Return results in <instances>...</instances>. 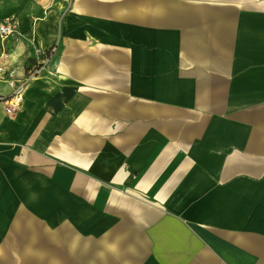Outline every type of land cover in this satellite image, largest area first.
I'll use <instances>...</instances> for the list:
<instances>
[{"label": "crops", "instance_id": "1", "mask_svg": "<svg viewBox=\"0 0 264 264\" xmlns=\"http://www.w3.org/2000/svg\"><path fill=\"white\" fill-rule=\"evenodd\" d=\"M4 16L0 67L32 78L17 112L0 101V264L63 257L32 227L64 217L264 264V0H0Z\"/></svg>", "mask_w": 264, "mask_h": 264}, {"label": "rangeland", "instance_id": "2", "mask_svg": "<svg viewBox=\"0 0 264 264\" xmlns=\"http://www.w3.org/2000/svg\"><path fill=\"white\" fill-rule=\"evenodd\" d=\"M142 225L135 219L124 218L107 230L94 233L78 230L65 217L57 218L51 225L33 226L32 232L48 239V250L65 251L61 252L64 256L24 260L26 264H218L214 257L184 256L198 251L174 249L172 253L177 256H165L169 252L159 249L158 241L153 242L152 226ZM16 229L23 233L25 228Z\"/></svg>", "mask_w": 264, "mask_h": 264}, {"label": "built area", "instance_id": "3", "mask_svg": "<svg viewBox=\"0 0 264 264\" xmlns=\"http://www.w3.org/2000/svg\"><path fill=\"white\" fill-rule=\"evenodd\" d=\"M16 29L17 25L14 17H0V41L13 35L16 32ZM3 56L4 52L0 49V59ZM2 70L3 69L0 67V80L13 87V93L7 97H0V101L4 104L6 114L12 115L21 108L26 88L31 81L32 76L30 75L17 79L14 76L13 70Z\"/></svg>", "mask_w": 264, "mask_h": 264}, {"label": "trees", "instance_id": "4", "mask_svg": "<svg viewBox=\"0 0 264 264\" xmlns=\"http://www.w3.org/2000/svg\"><path fill=\"white\" fill-rule=\"evenodd\" d=\"M50 52H51V51L46 52L45 55L42 56V58H47V57H49Z\"/></svg>", "mask_w": 264, "mask_h": 264}]
</instances>
